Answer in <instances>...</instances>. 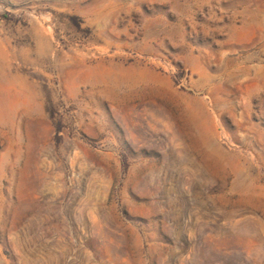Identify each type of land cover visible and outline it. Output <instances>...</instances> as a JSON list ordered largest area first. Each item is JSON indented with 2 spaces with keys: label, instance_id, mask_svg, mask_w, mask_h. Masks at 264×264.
I'll list each match as a JSON object with an SVG mask.
<instances>
[{
  "label": "rangeland",
  "instance_id": "374dc122",
  "mask_svg": "<svg viewBox=\"0 0 264 264\" xmlns=\"http://www.w3.org/2000/svg\"><path fill=\"white\" fill-rule=\"evenodd\" d=\"M0 264H264V0H0Z\"/></svg>",
  "mask_w": 264,
  "mask_h": 264
}]
</instances>
